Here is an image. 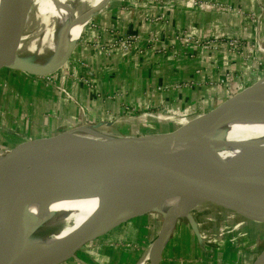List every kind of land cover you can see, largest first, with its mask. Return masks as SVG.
I'll return each mask as SVG.
<instances>
[{"label":"crops","instance_id":"crops-1","mask_svg":"<svg viewBox=\"0 0 264 264\" xmlns=\"http://www.w3.org/2000/svg\"><path fill=\"white\" fill-rule=\"evenodd\" d=\"M216 1L229 5L236 3V0ZM245 6L256 13L255 22L242 21L235 12L201 6L199 9L177 0L172 4L108 1L90 17L73 50V57L84 62L85 68H81L80 73L83 71L85 77H77L70 83L59 82L69 92V97L56 88L44 86L39 91H32L26 81L21 82L26 89L21 102L13 101V105L26 112L33 111L32 105L38 112L49 110L47 114L52 113V116L45 118L35 129L40 127L39 130L51 133L78 124H99L98 128L105 131L138 134L150 131L151 127L155 129L173 123L146 117L147 110L149 114L163 113L162 108L193 112L185 111L186 116L200 114L225 97L221 86L228 77L230 88L235 89L236 84L254 74L252 71L264 68V54L256 60L254 50L249 49V42L255 38L264 42V4ZM44 24L50 26L51 22ZM66 24L61 22L58 29ZM129 34L136 36L130 50L108 46L114 37ZM179 34L190 35L199 43L220 34L223 37L237 34L244 45L238 51L230 50L225 42L206 48L193 41L185 44L177 40L175 36ZM94 41L96 44H92ZM259 60L263 62L259 63ZM183 117L173 116L172 119ZM114 229L107 232L99 244L98 238L93 240L86 245L90 250L82 254L77 251L62 264H132L133 254L114 245L120 238L139 243L138 233L142 230L132 224V227L116 230L117 236L112 237ZM179 239L171 246L173 249L178 250L182 241L188 242L189 246L195 243L190 242L187 233ZM171 253L172 250L167 251L165 256L169 258Z\"/></svg>","mask_w":264,"mask_h":264},{"label":"water","instance_id":"water-1","mask_svg":"<svg viewBox=\"0 0 264 264\" xmlns=\"http://www.w3.org/2000/svg\"><path fill=\"white\" fill-rule=\"evenodd\" d=\"M108 1L104 0L102 6ZM29 9L30 0H9L4 10L0 26V69L46 75L56 69L36 71L14 55L17 29ZM76 41L61 62H65L73 51ZM256 84L235 92L206 113L194 115L188 124L167 132L121 134L99 129V124H80L51 133L39 129L19 130L16 125H11L5 139L0 134V151L5 153V162L0 167V264H10L18 249L41 223L27 214L24 193L28 184L38 180L44 171L53 169L85 174L103 183V188L93 217L42 260L32 264L65 263L85 244L117 227L119 222L140 215H160L157 210L123 212V197L142 186L169 185L200 196L198 205L179 216L186 220L196 238L199 233L192 210L213 209L244 221L264 224V181L246 176L223 163L214 146L200 142L210 137L206 132L209 125L243 103L256 102L255 95L257 99L264 95V87ZM85 133L90 135H83ZM143 136L148 137L146 142L134 141ZM230 145L246 148L240 142ZM251 151L253 148H248L247 152ZM239 161L237 159V164ZM43 183L49 192L65 190ZM167 211L172 210L167 208ZM110 217L113 222L107 221ZM163 227L164 219L161 218L150 245L162 239ZM168 236L158 249L156 259L148 260L149 264H158ZM259 254H264V247Z\"/></svg>","mask_w":264,"mask_h":264},{"label":"bare ground","instance_id":"bare-ground-1","mask_svg":"<svg viewBox=\"0 0 264 264\" xmlns=\"http://www.w3.org/2000/svg\"><path fill=\"white\" fill-rule=\"evenodd\" d=\"M8 2L9 0H0V26ZM103 2L104 0H60L55 5L44 7L45 5L41 2L30 0V9L17 29L18 37L14 44V55L36 71H45L53 67L57 70L64 62L61 60L71 49L72 43L78 39L89 16L98 8L103 7L101 5ZM45 19H56L58 23L67 22V24L58 30L37 34L35 28L41 22L44 24ZM29 75L42 76L45 74L31 72ZM263 79H260L256 85L264 87ZM255 96L256 102L252 100L243 103L233 111L227 112L216 123L209 125L206 132L210 137L200 142L214 146L223 163L236 168L246 176L264 181V144H262L264 140V95L258 99ZM150 118L186 125L195 116L172 119L152 115ZM87 134L90 135L89 133L83 135ZM147 140L148 137L143 136L134 141L146 142ZM225 142H227L226 145H223L222 143ZM238 142L244 144L246 148L239 149L235 145H230ZM248 148H253V151L248 153ZM237 159L240 160L239 164L236 162ZM4 162L5 158L0 157V167ZM43 182L65 188L66 192L65 190L49 192ZM32 183L36 184L34 194L28 201L26 198L23 199V204L26 206L27 214L41 223L26 239L24 245L18 249L10 264H32L37 260H42L68 237L78 232L96 212L99 193L103 188V183L85 174L56 169L44 171L38 180ZM36 200L40 201L35 202ZM200 202L201 197L197 194L169 185L156 188L142 186L128 192L123 197L124 213L157 210L162 217L168 220L162 239L154 242L150 252H147V256H144L138 264L148 262L149 259L155 260L156 253L164 239L170 234L175 219ZM167 208L172 211L168 212ZM165 218L164 226L167 223ZM107 221L113 222V218L110 217ZM126 221L128 220L119 222L117 226ZM261 257L257 255L252 264H264V254Z\"/></svg>","mask_w":264,"mask_h":264},{"label":"rangeland","instance_id":"rangeland-1","mask_svg":"<svg viewBox=\"0 0 264 264\" xmlns=\"http://www.w3.org/2000/svg\"><path fill=\"white\" fill-rule=\"evenodd\" d=\"M41 2L44 7L55 5L60 0H37ZM112 2L113 0H109ZM116 2V0H114ZM135 2V4H172L175 0H130V2ZM178 2H183L181 0H177ZM151 2V3H150ZM153 2V3H152ZM218 4H221L222 8H225V11L230 10V12H235L237 16L241 18L242 21L251 22V20L256 18V13L252 10H248L245 4H264V0H236L235 5H229L227 3H223L222 1H216ZM113 4V3H111ZM224 11V9H223ZM45 22H51L50 26L43 24L42 22L38 24L36 29V33H42L44 31L57 30L60 27V22H56V19H45ZM42 21V20H39ZM89 21V20H88ZM86 22L82 32L80 33L78 40L81 39V35L86 30L89 22ZM81 31V30H79ZM238 36V35H237ZM239 38V36H238ZM114 39V38H113ZM260 38H255L253 41L249 42L250 47L254 50L253 55L254 59H259L257 56H262L264 53V42L258 41ZM78 40L76 42H78ZM112 41H109L111 43ZM80 43V41H79ZM92 44H96V42H92ZM76 45V44H75ZM74 50V49H73ZM263 51V52H262ZM69 54L64 63L53 72L42 75L35 76L29 75L21 71L10 70L2 68L0 69V134L1 136H5L7 131L11 128V125H16L19 130L21 128L35 129L39 124L44 122L45 118H48L47 114L49 110L46 109L45 112H38L34 109L32 105V110L26 112V109L22 108L18 110V107L13 105V101L21 102L22 95L25 94L26 89L25 84L21 86V82H29V86L33 88L32 91H39L43 88H53L61 93L62 89L65 92H69L62 85L63 83H70L72 80L79 78H84V72L80 73L81 68H85L84 62L78 59H75V51ZM59 55V54H55ZM263 62V60H259V63ZM256 65V64H254ZM255 69V68H253ZM254 72L253 75H249L245 77L244 81L236 84L237 88H230V79L229 77L223 81L222 89L225 91V97L222 98L218 102L221 103L224 99L233 95L235 92H238L244 88L250 87L262 78H264V68L259 70L258 72ZM12 79V80H11ZM61 80V83L60 82ZM264 80V79H263ZM261 80V82L263 81ZM229 85V86H228ZM30 88V87H28ZM25 92H24V91ZM31 91V90H29ZM31 91V93H32ZM20 103L19 105H21ZM216 104V105H218ZM18 105V104H17ZM215 105V106H216ZM214 106V107H215ZM164 109V108H162ZM212 108L201 112L200 114L206 113ZM147 110V109H145ZM144 111V110H143ZM148 112V110H147ZM40 115H39V114ZM164 116L165 118H172V113L169 112H153L152 114L147 113L145 116L150 117L151 115ZM42 118L40 119V117ZM171 116V117H170ZM181 117V116H177ZM149 119V118H148ZM80 125V124H78ZM170 126L165 127H151L150 133H161L173 130L178 126L175 123H168ZM116 126V124L114 125ZM9 128V129H8ZM112 128V127H111ZM110 128V129H111ZM37 129H41L40 127ZM103 130V129H102ZM115 133V132H114ZM144 133V132H143ZM146 133V132H145ZM88 135V134H87ZM5 139V137L3 138ZM0 157H3L5 153H1ZM43 176V175H42ZM41 176V177H42ZM36 187L35 183H31L27 185L26 193H24V199L28 201L34 194V189ZM40 201L36 200L35 202ZM193 218L197 223L199 238H196L191 229L189 228L186 220L182 217L176 218L173 228L164 244V247L161 251L160 258L158 264H252L257 256V254L264 247V224L253 223L249 221H244L241 218L231 215L228 213H224L222 211H216L213 209H203L202 211L192 210L191 211ZM197 216V218H196ZM162 215L158 214H147L133 217L131 223L126 221L125 223L115 227L112 233V237L117 236L116 230L120 231L124 227L131 226L132 224L137 229L142 230L141 234L138 233V236L141 237V241L139 243H133L131 241H123L120 238L119 241L115 243V248L119 247L122 251H126L128 254H133V259L131 261L132 264H138L142 261L144 256H147V252H150V248L154 244V242L150 245V243L154 240L156 233L159 229L161 223ZM165 218L164 216L162 217ZM166 219V218H165ZM166 225L164 226V230L168 225V220L166 219ZM183 228V232L181 230ZM139 232V231H138ZM120 233V232H119ZM187 235L190 237V242L195 241V243L190 244L187 242L185 244L182 241V245H178V250L173 249V244L181 237ZM206 233V235H205ZM105 235V234H104ZM98 237L97 244H99L104 236ZM123 237V236H122ZM186 238V237H185ZM180 240V239H179ZM92 242V241H91ZM89 244V243H87ZM83 246L78 252L81 254L87 250L86 245ZM90 245V244H89ZM150 245V246H149ZM149 246L148 251L145 253ZM199 247V248H198ZM191 248V249H190ZM172 250L171 256L168 258L165 256V252ZM263 254H259L258 257H261ZM262 259V257L260 258ZM77 261V260H75ZM83 264V263H81ZM143 264H149L147 261Z\"/></svg>","mask_w":264,"mask_h":264},{"label":"built area","instance_id":"built-area-1","mask_svg":"<svg viewBox=\"0 0 264 264\" xmlns=\"http://www.w3.org/2000/svg\"><path fill=\"white\" fill-rule=\"evenodd\" d=\"M182 2H185L187 5L189 6H194L196 8H199L200 9V6L203 7V8H214V9H220L221 11H225V8H222L221 4H218L216 2V0H181ZM230 11V10H228ZM251 22H255V19L251 20ZM224 35L223 34H220V35H216V36H212V37H209L207 39H204V40H200V43L197 41V39H193V37H190V35H176L175 38L177 40H180L181 42L183 43H188V41H193L194 43H199L201 46H204L206 48L208 47H214L216 45H220L221 42H225V44L228 46V48L230 50H234V51H238V50H242L243 49V45L242 43H240V38H238L237 34H230V36L228 37H223ZM135 40H136V36L134 35H123V36H119V37H114V39L112 40L111 43L108 44L109 47H117V48H120L122 49L123 51H127V50H130L134 43H135ZM249 49L252 50V47L249 46ZM263 52V51H262ZM264 53V52H263ZM61 91H63V94L67 97H69L68 93L64 91V89H62ZM165 112H169V113H172L173 116H184V117H188L184 114V112L186 110H178V109H175V110H170V109H166L164 108L163 109ZM127 111V110H126ZM163 111V112H164ZM147 113H150V112H147ZM186 113H193L189 110L186 111ZM160 115V114H158ZM183 117V118H184Z\"/></svg>","mask_w":264,"mask_h":264}]
</instances>
